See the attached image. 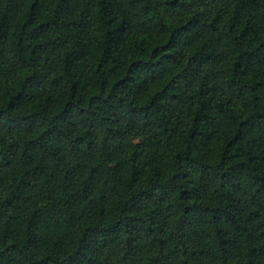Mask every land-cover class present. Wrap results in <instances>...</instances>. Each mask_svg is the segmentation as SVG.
Here are the masks:
<instances>
[{"label": "trees", "instance_id": "obj_1", "mask_svg": "<svg viewBox=\"0 0 264 264\" xmlns=\"http://www.w3.org/2000/svg\"><path fill=\"white\" fill-rule=\"evenodd\" d=\"M0 264H264V0H0Z\"/></svg>", "mask_w": 264, "mask_h": 264}]
</instances>
